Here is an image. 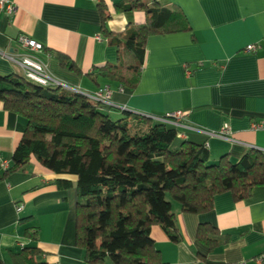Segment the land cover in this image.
Returning <instances> with one entry per match:
<instances>
[{"label": "crops", "instance_id": "obj_1", "mask_svg": "<svg viewBox=\"0 0 264 264\" xmlns=\"http://www.w3.org/2000/svg\"><path fill=\"white\" fill-rule=\"evenodd\" d=\"M124 1L16 0L14 16L0 17V75L23 74L3 54H23L17 39L27 36L45 48L40 57L55 79L85 93L110 87L118 112L165 116L181 111L196 130L182 129L180 141L207 144L212 163L226 156L238 163L250 151L264 156V128L254 129L264 127V0H142L178 9L191 30L148 38L135 89L89 77L107 65L130 60L127 52L119 53L110 44L113 37L102 32L100 6L110 15L107 29L113 36L145 24L144 12L117 10ZM251 45L256 49L248 52ZM54 54L68 58L76 69L62 67ZM225 126L230 140L206 134ZM25 130L26 121L6 112L0 102V261L14 264L13 254L36 247L43 253L42 262L86 264L76 243V188L59 189L53 173L34 158L4 177ZM173 209L183 242L173 244L160 227L151 231L165 264H259L264 253V185L243 202H236L231 193L218 195L208 214H184L178 204ZM201 225L215 228L227 244L210 252L197 239ZM28 229L38 230L37 242L26 237Z\"/></svg>", "mask_w": 264, "mask_h": 264}, {"label": "trees", "instance_id": "obj_2", "mask_svg": "<svg viewBox=\"0 0 264 264\" xmlns=\"http://www.w3.org/2000/svg\"><path fill=\"white\" fill-rule=\"evenodd\" d=\"M116 7L122 13L144 12L147 20L113 36L107 29L110 15L100 6L102 32L113 37L110 44L119 53L127 52L130 60L107 65L89 77L135 89L148 38L191 29L178 9L142 0H125ZM54 56L62 67L76 69L65 56ZM0 102L6 112L26 121L13 166L4 177L34 158L53 173V184L59 189L76 188V243L84 251L86 264L107 260L110 264H165L151 237L152 228L160 227L175 245L183 242L168 197L182 213L204 215L213 211L218 195L231 193L236 202H243L264 185V156L259 152H248L238 163L227 156L212 163L205 143L181 141L172 150L181 139L178 128L127 111L114 119L118 108H105L60 87H42L23 74L0 75ZM38 235L37 229L26 231V237L35 242ZM197 239L210 252L228 242L226 237L221 241L210 225L199 227ZM42 255L40 249L26 247L12 259L14 264H49L39 260Z\"/></svg>", "mask_w": 264, "mask_h": 264}, {"label": "built area", "instance_id": "obj_3", "mask_svg": "<svg viewBox=\"0 0 264 264\" xmlns=\"http://www.w3.org/2000/svg\"><path fill=\"white\" fill-rule=\"evenodd\" d=\"M17 11L16 0H0V17L5 16L11 18ZM18 45L24 51L23 54L17 56H8L3 54L9 61L18 64L23 72V75L26 79L41 85L42 87H60L64 90L80 93L86 96L91 102L100 104L105 108H117L115 104L112 102L113 91L110 87L105 86L93 93H85L78 89L71 88L57 79H55L48 71L45 63L40 57V54L43 53L44 47L43 45L37 43L34 40H31L27 36L20 35L17 39ZM255 46L251 45L247 47L248 52L255 51ZM190 76L191 73L188 72ZM120 92H123L124 89L120 88ZM123 109V108H122ZM124 110V109H123ZM126 110V109H125ZM136 114V113H135ZM147 118H150L154 121H157L161 124L171 125L180 130L179 138H183L181 130H196L186 124L185 115L179 111L172 114H167L165 116H153L148 114H139ZM262 125H257L254 127L255 130H263ZM206 134L211 138H220L224 140H230L231 132L227 126H225L221 132L219 133H207ZM23 210V206H17V212H21ZM259 264H264V253L259 256L257 259Z\"/></svg>", "mask_w": 264, "mask_h": 264}, {"label": "rangeland", "instance_id": "obj_4", "mask_svg": "<svg viewBox=\"0 0 264 264\" xmlns=\"http://www.w3.org/2000/svg\"><path fill=\"white\" fill-rule=\"evenodd\" d=\"M122 117H123V113H121V112H114V113L112 114V118H114V119H121ZM180 144H181V141L178 139V140L175 142V144H174L172 150H176V149L180 146ZM168 199H169L170 201H172L173 204H176L173 200H171L170 197H168ZM105 264H110V261L107 260V262H106Z\"/></svg>", "mask_w": 264, "mask_h": 264}, {"label": "water", "instance_id": "obj_5", "mask_svg": "<svg viewBox=\"0 0 264 264\" xmlns=\"http://www.w3.org/2000/svg\"><path fill=\"white\" fill-rule=\"evenodd\" d=\"M132 113H134V112H132Z\"/></svg>", "mask_w": 264, "mask_h": 264}]
</instances>
